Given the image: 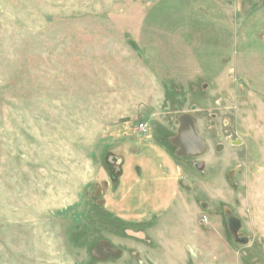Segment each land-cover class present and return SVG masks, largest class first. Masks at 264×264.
I'll use <instances>...</instances> for the list:
<instances>
[{
	"label": "rangeland",
	"instance_id": "rangeland-1",
	"mask_svg": "<svg viewBox=\"0 0 264 264\" xmlns=\"http://www.w3.org/2000/svg\"><path fill=\"white\" fill-rule=\"evenodd\" d=\"M188 111L201 158L168 140ZM146 135L176 183L149 147L131 151ZM124 161L151 202L166 207L178 184L185 207L126 215L146 193L109 198ZM141 227L145 239L125 233ZM175 236L186 255L162 257ZM98 240L120 257L97 261ZM140 261L264 264V0H0V264Z\"/></svg>",
	"mask_w": 264,
	"mask_h": 264
},
{
	"label": "crops",
	"instance_id": "crops-1",
	"mask_svg": "<svg viewBox=\"0 0 264 264\" xmlns=\"http://www.w3.org/2000/svg\"><path fill=\"white\" fill-rule=\"evenodd\" d=\"M146 137H147L146 140H144V141H136L133 144L131 143L132 142L131 141L132 138H131L130 141H129V145H130L131 151L133 150L132 147L137 148L139 146H145L146 148L149 147V149H150V150L148 149L149 153H151L152 151L157 153L156 151H154L153 147L150 146L151 144H150V141L148 139V135H146ZM128 153L129 152H127V155H128ZM127 155H125L124 159H126ZM157 155H159V156H155V161H156V159H160L161 162L166 160V161H168V164H170V166L174 169V175H172L170 180L171 181L174 180L175 183H176V181L179 179V169L176 167L174 161L170 158V156L163 149L160 150V154L157 153ZM159 166H161V165H159ZM127 168H128V166L126 165V162L124 161L122 163L121 167H120V172L116 176V179L118 180L116 182L117 189H115L114 191L110 190L109 198L113 199L115 202H117V200L119 201V194H120L119 188H120L121 185H123V187L125 189L124 191H126V192L129 191L130 193L133 191L131 187L138 188V191H139L138 193H146L145 194L146 199H141V201H138V200L133 198L132 199L133 203H130L126 207H124V210L126 211V212L125 211L124 212L127 213L126 215L131 216L129 213H133V212H143L140 215H134V216H141V217H143L145 214H148V213H149L150 216H152V215H154V216L163 215V214L166 213L165 212L166 210H171V209L175 208L177 206V205H175L176 203L178 204L179 207H185L184 200L183 199H179V198L176 197V196L180 195V187H179L178 184H176V186H175L176 187L175 195H174L175 198L173 199V201H171L166 207L159 208L158 205H156V203L151 202V200L157 201L158 198L155 199L152 196L151 197H147L149 195L148 191L150 190V188H148V186L145 187L143 184H141L139 182V180H136V179L132 180V181L127 180L128 178L124 175V171H126ZM138 170H139V172H141V169L138 168ZM125 180L128 181L129 184H125L124 183ZM170 185H172L171 182H170ZM161 186H162V189L160 191V195L163 194L164 190L166 189V187H165L166 184L165 183L161 184ZM134 191L137 192L136 189H134ZM101 193H103V191ZM134 201H138L139 202L138 205L141 204L140 207H136L135 206L136 204H134ZM132 204H134V205L132 206ZM131 217H133V216H131ZM166 240L167 239H165L164 242H163V244L165 243L164 244V247H165L164 253H165L166 257L173 256V258H176V256L178 254H180V252L182 253L181 243H183L184 240L180 242L178 240V236H175L174 241H170V240L166 241ZM170 260H172V259L170 258Z\"/></svg>",
	"mask_w": 264,
	"mask_h": 264
},
{
	"label": "water",
	"instance_id": "water-1",
	"mask_svg": "<svg viewBox=\"0 0 264 264\" xmlns=\"http://www.w3.org/2000/svg\"><path fill=\"white\" fill-rule=\"evenodd\" d=\"M177 128L174 135L168 138L170 144L174 147V154L180 157H194V158H201L205 155L208 149L207 140L204 139V136L201 134L199 125H198V118L192 112H183L178 115L177 117ZM230 143L233 144H240L241 140L238 139L237 141L231 140ZM223 145L219 144L216 151L222 150ZM204 162L199 161L196 162L195 167L202 170ZM229 177H232V174H229ZM99 195V194H98ZM226 220L229 226V230L235 238L236 241H240L241 243L247 242V238L239 237L238 232L241 227L239 219L230 212L226 213ZM131 234V232H129ZM100 247L105 248L111 252L115 258L118 257L117 255L120 253V250L114 247V245L109 241L100 240L98 244L92 248V252L95 249Z\"/></svg>",
	"mask_w": 264,
	"mask_h": 264
},
{
	"label": "flooded vegetation",
	"instance_id": "flooded-vegetation-1",
	"mask_svg": "<svg viewBox=\"0 0 264 264\" xmlns=\"http://www.w3.org/2000/svg\"><path fill=\"white\" fill-rule=\"evenodd\" d=\"M210 125H213L212 123L210 124ZM219 144H222L223 145V143H221V142H217V144L215 145V151L217 150V147L219 146ZM241 144H243V142L241 141V143L239 144H236V145H241ZM222 149H223V147H222ZM217 152V151H216ZM121 167V166H120ZM137 170H138V168H137ZM120 171H118L117 172V175H118V173H119ZM102 191L100 190V193H101ZM206 217V216H205ZM206 220H207V218H206ZM143 227H141V228H137V229H134V230H132V229H126L125 230V233L128 235V236H130V237H137L138 239H145V235L143 234V229H142ZM129 232H131V234L129 233ZM149 240V239H148ZM147 240V241H148ZM98 241H100V240H98ZM98 241H96V243L92 246V248H94V246H96L97 244H98ZM104 241H106V240H104ZM108 241V240H107ZM186 242L187 241H185L184 240V242L183 243H181V246H182V253L180 252V254H178L177 256H176V258L178 257V259L179 258H181L183 255H186L185 253H186V251H188L187 249H188V245L186 244ZM112 243V242H111ZM113 244V243H112ZM162 244H163V242H162ZM114 245V244H113ZM187 246V247H186ZM114 247H116L117 249H119L120 250V253L117 255L118 257H120V255H121V253H122V250H121V248H119V247H117V246H115L114 245ZM164 247V246H163ZM164 251H165V247H164V250H163V255H162V257H165L166 255H165V253H164ZM90 255L91 256H93L97 261H106V260H108V259H115V257L114 256H112L113 255V252H111V251H109V250H107V249H105V248H102V247H100L99 246V248L98 249H95L93 252H92V249H91V251H90ZM133 255H135V256H139L138 255V252L137 251H134V253H133ZM118 257H116V258H118ZM139 264H142V262L140 261L139 262Z\"/></svg>",
	"mask_w": 264,
	"mask_h": 264
},
{
	"label": "built area",
	"instance_id": "built-area-1",
	"mask_svg": "<svg viewBox=\"0 0 264 264\" xmlns=\"http://www.w3.org/2000/svg\"><path fill=\"white\" fill-rule=\"evenodd\" d=\"M137 127H138V129H140V130H142V131L147 130L146 124H144V123H142V122H139V123L137 124Z\"/></svg>",
	"mask_w": 264,
	"mask_h": 264
}]
</instances>
